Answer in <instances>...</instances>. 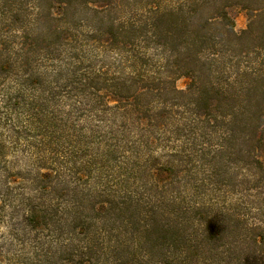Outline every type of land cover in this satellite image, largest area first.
<instances>
[{
    "label": "rangeland",
    "instance_id": "obj_1",
    "mask_svg": "<svg viewBox=\"0 0 264 264\" xmlns=\"http://www.w3.org/2000/svg\"><path fill=\"white\" fill-rule=\"evenodd\" d=\"M159 1L0 0V264L161 258L158 244L142 247L152 223L141 213L156 186L147 168L168 167V148L143 154L134 174L128 154L102 155L109 136L76 84L101 68L128 73L144 54L148 66L134 69L154 79L148 99L156 98L168 82L167 52L147 34L153 10L168 6ZM231 12L234 30L246 29V12ZM188 83L180 77L174 86ZM160 192L168 199V180Z\"/></svg>",
    "mask_w": 264,
    "mask_h": 264
},
{
    "label": "trees",
    "instance_id": "obj_2",
    "mask_svg": "<svg viewBox=\"0 0 264 264\" xmlns=\"http://www.w3.org/2000/svg\"><path fill=\"white\" fill-rule=\"evenodd\" d=\"M234 8L247 15L240 32ZM149 18L168 63L156 98L154 79L134 69L148 66L144 54L128 73L101 68L76 81L109 136L102 155L128 154L132 173L143 154L168 148V167L147 168L156 186L141 213L152 223L142 247L161 246L155 264H264V0H168ZM180 77L185 90L174 86Z\"/></svg>",
    "mask_w": 264,
    "mask_h": 264
}]
</instances>
